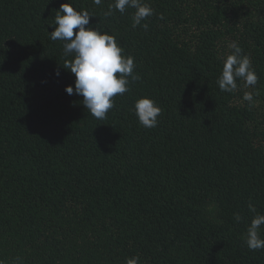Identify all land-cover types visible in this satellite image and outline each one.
Masks as SVG:
<instances>
[{
  "label": "trees",
  "instance_id": "trees-1",
  "mask_svg": "<svg viewBox=\"0 0 264 264\" xmlns=\"http://www.w3.org/2000/svg\"><path fill=\"white\" fill-rule=\"evenodd\" d=\"M67 2L140 76L104 120L65 92L72 57L49 34ZM144 2L147 30L134 9L104 17L114 0H0L2 264H264L243 240L264 214V0ZM232 41L255 90L218 87ZM144 97L162 109L155 128L134 113Z\"/></svg>",
  "mask_w": 264,
  "mask_h": 264
},
{
  "label": "clouds",
  "instance_id": "clouds-1",
  "mask_svg": "<svg viewBox=\"0 0 264 264\" xmlns=\"http://www.w3.org/2000/svg\"><path fill=\"white\" fill-rule=\"evenodd\" d=\"M103 0H93L97 6ZM134 9L132 27L141 26L147 30L148 24L142 23L154 14V9L144 0H114L103 13L104 17H111L113 10L125 13L127 9ZM55 28L49 34L53 41L63 42V54L72 59L65 60L64 69L74 76V86H67L68 95L83 97L82 104L88 112L98 120H104L109 110L115 107L114 97L123 95L130 90L129 78L132 83L140 80L135 74L136 67L132 56L123 55V48L116 41L115 36L90 26L93 16L87 11H77L69 3L60 5L55 10ZM163 19V16L159 17ZM74 29L75 31L74 33ZM227 47L231 53L224 58L221 75L217 79L218 87L223 92L232 93L238 89V80L244 82V87L255 90L258 76L251 66L248 56L237 41L230 42ZM59 75V73H56ZM242 99L251 105L254 92H245ZM162 109L152 99L144 97L134 104V113L139 124L146 128H155ZM249 210L256 213V208L249 204ZM237 222L241 216L234 214ZM264 226V214H256L247 227L243 240L250 251L264 249V239L261 238V227ZM2 264V262H0ZM126 264H140L139 256L126 259Z\"/></svg>",
  "mask_w": 264,
  "mask_h": 264
}]
</instances>
